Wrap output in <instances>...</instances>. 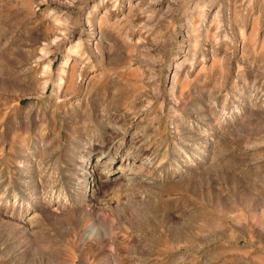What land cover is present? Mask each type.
Instances as JSON below:
<instances>
[{
  "label": "rangeland",
  "instance_id": "1",
  "mask_svg": "<svg viewBox=\"0 0 264 264\" xmlns=\"http://www.w3.org/2000/svg\"><path fill=\"white\" fill-rule=\"evenodd\" d=\"M0 264H264V0H0Z\"/></svg>",
  "mask_w": 264,
  "mask_h": 264
},
{
  "label": "bare ground",
  "instance_id": "2",
  "mask_svg": "<svg viewBox=\"0 0 264 264\" xmlns=\"http://www.w3.org/2000/svg\"><path fill=\"white\" fill-rule=\"evenodd\" d=\"M80 169V168H79ZM83 170V169H82ZM79 171V173H78V178L81 180V184H80V189H82L83 190V192L84 193H86V192H88V185L86 184V179H87V175H86V173L85 172H83V171H80V170H78ZM44 174V173H43ZM40 175V174H39ZM41 177V176H40ZM43 177V176H42ZM42 179V178H41ZM38 181V180H37ZM42 181V180H41ZM37 185H39L40 186V184H38L37 183ZM35 186H36V184H35ZM41 190L43 189V187H42V185H41V187H39ZM37 190V189H36ZM46 190V189H45ZM37 195H39L40 193L39 192H37L36 193ZM39 198V197H38ZM92 199H94V196H92V195H86V200L89 202V201H91ZM85 201V200H84ZM37 203H38V212H39V216H41L43 219H45L46 221H48V222H50V223H52V222H57V221H60V220H62V219H64L63 217L65 216L64 215V213L65 212H63V214H61V215H59L58 213H54V212H52V211H54V210H51V208L50 207H48L44 202H42V201H40L39 199H38V201H37ZM87 206L89 205V204H86ZM89 207V206H88ZM82 209V208H81ZM56 211V210H55ZM85 211V212H84ZM81 213L82 214H87V215H92V216H94V215H98V213H99V209H98V207H96V206H91L88 210H81ZM91 216V217H92ZM98 217H99V215H98ZM62 221H64V220H62ZM58 223V222H57ZM61 223V222H60Z\"/></svg>",
  "mask_w": 264,
  "mask_h": 264
}]
</instances>
